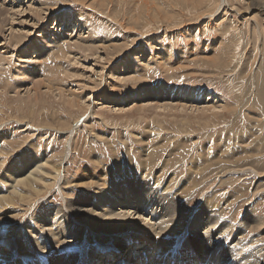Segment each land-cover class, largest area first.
I'll return each instance as SVG.
<instances>
[{"label":"rangeland","instance_id":"rangeland-1","mask_svg":"<svg viewBox=\"0 0 264 264\" xmlns=\"http://www.w3.org/2000/svg\"><path fill=\"white\" fill-rule=\"evenodd\" d=\"M0 54V249L41 234L35 264L57 243L84 247L82 264L112 238L84 230L83 243L80 231L107 213L189 219L170 248L136 234L124 264L178 263L172 252L193 247L191 221L204 216L226 219L218 232L243 223L233 237L249 228L264 247V0H0ZM34 170L36 185L22 181ZM229 242L207 264H240L243 248L223 254Z\"/></svg>","mask_w":264,"mask_h":264},{"label":"bare ground","instance_id":"bare-ground-1","mask_svg":"<svg viewBox=\"0 0 264 264\" xmlns=\"http://www.w3.org/2000/svg\"><path fill=\"white\" fill-rule=\"evenodd\" d=\"M223 2L224 3H226L227 2V0H223ZM29 8V7H28ZM235 10V9H234ZM79 15V14H78ZM205 18V17H204ZM212 18V17H211ZM67 27V26H66ZM21 37V36H20ZM18 38V42H19V44H21V42L19 41V36L17 37ZM24 38V37H23ZM80 40V39H79ZM51 42V41H50ZM50 42H48V43H50ZM53 42V41H52ZM53 44V43H52ZM82 44V43H81ZM54 45V44H53ZM18 46V45H17ZM44 46V45H43ZM42 46V47H43ZM55 46V45H54ZM49 47V46H48ZM48 47H45V49L46 48H48ZM75 47V46H74ZM74 47H72V48H74ZM83 47H85V49H90V46H88V48H87V46H83ZM52 48V47H51ZM76 48H77V46H76ZM82 48V47H81ZM80 48V49H81ZM63 49V48H62ZM65 53V52H64ZM61 54V53H60ZM66 54V53H65ZM68 56V55H67ZM2 57H3V55L2 54H0V62H1V60H2ZM5 60V59H4ZM31 62V61H30ZM148 65V64H147ZM4 72V71H3ZM3 72L2 71H0V86H1V84H3V82H2V77H3ZM48 83V82H47ZM196 92H194V94H195ZM200 93V92H199ZM61 95H63V94H61ZM190 95V94H189ZM192 95V94H191ZM198 95V94H197ZM209 96V95H208ZM192 97H195V96H192ZM198 97H199V95H198ZM197 97H195V99H196ZM184 99H185V97H184ZM198 99V98H197ZM187 100L189 101V98H187ZM194 100V99H193ZM182 101H185V100H182ZM197 101V100H196ZM190 102V101H189ZM196 103V102H195ZM77 104V103H76ZM166 104V103H165ZM180 104V103H179ZM206 104H207V102H206ZM160 105H162V104H160ZM164 105V104H163ZM191 105V104H190ZM159 106V105H158ZM184 106V105H183ZM211 106V105H210ZM90 107V106H89ZM159 107H161L162 108V106H159ZM175 107V106H174ZM173 107V108H174ZM216 107V106H215ZM163 108H165V106H163ZM167 108V107H166ZM169 108V107H168ZM171 108V107H170ZM192 108H193V106H192ZM203 109L205 108V107H202ZM179 109V108H178ZM209 109H211V107L209 108ZM218 109V108H217ZM212 110V109H211ZM166 112V111H165ZM171 112V111H170ZM205 113V112H204ZM212 113V112H211ZM58 167H57V170L56 171H58ZM30 170V169H29ZM28 170V171H29ZM37 170H34V171H30V173H29V175L28 176H26V178H24V180H22V181H24V182H26V183H32L33 185H36V181H35V176L37 175ZM67 172V171H66ZM187 173V172H186ZM36 174V175H35ZM35 177V178H34ZM152 177V176H151ZM146 178V177H145ZM19 179V178H18ZM14 180V179H13ZM157 180V179H156ZM155 180V183L156 184H154V185H158V183H157V181ZM15 181V180H14ZM159 181V180H158ZM172 182V181H171ZM126 183V182H125ZM15 184H16V182H15ZM125 185V184H124ZM118 186H119V184H118ZM123 186V185H122ZM120 187V186H119ZM153 187V186H152ZM156 187V186H155ZM183 187V186H182ZM184 188H187V187H185L184 186ZM153 189V188H152ZM123 190V189H122ZM147 190V189H146ZM166 190H167V188H166ZM169 190V189H168ZM179 190H181V188L179 189ZM124 191H126V190H124ZM179 192V191H178ZM178 192H177V194H178ZM163 194H168V193H166L165 191L164 192H162ZM156 194V193H155ZM127 195V193L125 194V196ZM128 195H130V193L128 194ZM179 195V194H178ZM189 196H191V195H189ZM184 197V196H183ZM127 198V197H126ZM130 198V197H129ZM155 198V197H154ZM158 198V197H157ZM210 198V197H209ZM185 199V198H184ZM205 199V198H204ZM164 200H165V197H164ZM166 200H167V197H166ZM170 200V199H169ZM168 200V201H169ZM177 200H178V198H177ZM179 200H180V197H179ZM186 200V199H185ZM10 201V200H9ZM69 201V200H68ZM126 201V200H125ZM128 202H129V200H127ZM124 202V203H126V205H129L128 204V202ZM132 201V200H131ZM147 201V200H146ZM149 201V200H148ZM189 201V200H188ZM144 202H145V199H144ZM177 202V201H176ZM186 202H187V200H186ZM208 202V201H207ZM9 203V202H8ZM137 203V202H136ZM151 203V202H150ZM169 203V202H168ZM167 203V204H168ZM172 203V202H171ZM173 203H175V202H173ZM179 203H182V202H180L179 201ZM183 203H185V202H183ZM78 204V203H77ZM142 204H144V203H142V202H138V207L140 206V207H142L141 205ZM154 204V203H153ZM170 204V203H169ZM168 204V205H169ZM186 205H187V203H185ZM150 205V204H149ZM148 204L147 205H145V207H148L149 206ZM152 205V204H151ZM167 205V206H168ZM180 205V204H179ZM183 205V204H182ZM181 205V206H182ZM183 205L185 208H187V206H189V205ZM215 205V204H214ZM6 206V205H5ZM133 206V205H132ZM182 206V207H183ZM65 207V206H64ZM143 207H144V205H143ZM171 207H172V205H171ZM252 207V206H251ZM81 208V207H80ZM157 208V207H156ZM185 208H183V209H185ZM105 209V208H104ZM142 209V208H141ZM164 209H165V211H164V215H166V213H167V210H168V208H165L164 207ZM175 209V208H174ZM180 209V208H179ZM178 209V210H179ZM212 209V208H211ZM63 210V209H62ZM148 210V209H147ZM154 210V209H153ZM159 210V209H158ZM162 210V209H161ZM171 210V209H170ZM173 210V209H172ZM182 210V209H181ZM202 210L204 211V212H206V209L203 207L202 208ZM201 210V211H202ZM214 210V209H213ZM108 211V210H107ZM107 211H105V212H107ZM174 211V210H173ZM173 211H171V212H173ZM180 211V210H179ZM184 211V210H183ZM182 211V212H183ZM202 211V212H203ZM217 211V210H216ZM218 211H219V209H218ZM83 211H81V213H82ZM96 212V211H95ZM94 212V213H95ZM226 212V211H225ZM56 213V212H55ZM92 213H93V211H92ZM91 212H90V215L92 214ZM93 213V214H94ZM184 214H185V212H183ZM217 213V212H216ZM222 213V212H221ZM175 214V213H174ZM180 214L181 213H179V215L177 214V215H167V217L169 218V220L168 221H166L167 223H165L164 221H162L161 223H160V225L159 226H151V225H149L148 223L146 224V222H143L141 219L140 220H138V219H136V220H132V218H131V215H125L124 217H120V216H109L108 215V213H107V217H103V216H101V215H92L89 219H88V222L86 223V227H83L82 228V230L80 231V236L82 237L81 239L82 240H80V241H82L83 243L85 242V241H83V239L85 238V236L86 235H88V234H86V232L84 231V230H87V231H89V232H91L92 233V235L94 234L95 236H99V237H101L102 238V236L104 237H111L112 239H110V241H108V242H105L103 245L104 246H101V248L103 249L102 251L103 252H101L100 250L99 251H97L96 253H88V255H87V258H85L84 260L82 259V264H87V262H89V261H91L92 260V258H94V259H96L95 258V255L97 256H99V253H102V257H101V261H102V263L101 264H113L114 262H116V263H114V264H124V258H123V256H124V254H125V252H126V248L127 247H129V246H134V245H136L137 244V238H138V234H140V235H142V236H144L147 240V242H150L151 243V246L155 249V244L156 245H159V246H161V245H166L167 247H172V245L176 242V241H178V240H180L181 239V237H182V235L184 236L185 234H186V232H183L184 231V228H185V226H186V223L188 222V220L187 221H181V216H180ZM203 214V213H202ZM211 214V213H210ZM210 214H208V215H210ZM218 215H219V213H217ZM67 215H69L68 213H67ZM164 215H162V216H159L161 219L162 218H164L165 216ZM57 216V215H56ZM135 216V215H134ZM184 216V215H183ZM222 216H223V214H222ZM249 216V215H248ZM247 216V217H248ZM221 217V216H220ZM220 217H218V218H220ZM54 218V217H53ZM57 219H58V222L59 221H61V220H59V218L58 217H56ZM160 218H158V219H160ZM202 219H203V222L202 221H200V220H196V219H193L192 221H191V227H192V232H190V234H189V238H190V240L189 241H191V245L193 246V247H188L187 246V248L186 249H189V250H183V249H176V250H174L173 252H172V258H176V260L177 259H180L179 260V262L177 263H175V261L173 262V264H207V260H208V258H209V251L215 246V244H216V242L217 241H219V240H223V239H225L226 241L227 240H230V242H229V244L227 245V247H226V249H225V251H224V253L223 254H225V257H228L229 255H231V254H233V250L235 249V248H237V247H239V248H243V257H242V259H241V263L240 264H264V247L263 246H260L259 244H257V242L256 241H254V240H252V238L251 239H249L248 237H247V234L249 235V228H246V230H245V226H244V230H245V233H244V235L243 236H241V237H239V238H236V237H233V235H234V233L236 232V231H238L239 229V226H241L243 223H234L233 222V220L231 221V220H227V222H225L226 224L225 225H223V227H224V229L221 231V232H218V230L220 229V228H218V230H217V227H218V225L220 224L221 226H222V224H223V222H224V220H226V219H224L223 220V222H218L217 220H212V219H210V220H206V216H204V218L203 217H201ZM210 218V217H209ZM208 218V219H209ZM212 218V217H211ZM215 218V217H214ZM213 218V219H214ZM218 218H216V219H218ZM250 219H251V217H249ZM102 219V220H101ZM198 219V218H197ZM221 219V218H220ZM67 220V219H66ZM73 220V219H72ZM90 220V221H89ZM165 220H167V218H165ZM219 220V219H218ZM246 220H248L247 218H246ZM55 221H56V219H55ZM135 221H140L139 223H135ZM181 221V222H180ZM220 221V220H219ZM68 222H70L69 220H68ZM72 222V221H71ZM74 222V221H73ZM55 223V222H54ZM63 223H64V221H63ZM62 223V224H63ZM75 223V222H74ZM253 223H255L254 224V226L252 227L253 229L252 230H254V229H259L262 225V223H261V221L259 220V219H257V221L255 220V221H253ZM59 224V223H58ZM57 224V225H58ZM79 224V223H78ZM55 225H56V223H55ZM57 225H56V227H57ZM69 224H67V226H63L62 225V227H72V225L71 226H68ZM245 225V224H244ZM35 226V225H34ZM37 226H39L38 224H37ZM202 226H204V229L206 230H204V231H198V229L200 228V227H202ZM221 226H219V227H221ZM53 227H55V226H53ZM60 227H61V225H60ZM57 228V229H59V230H63L64 228ZM248 227V226H247ZM78 228V227H77ZM55 230H56V228H54ZM81 229V228H80ZM65 231H66V229H64ZM71 230H72V228H71ZM79 230V229H78ZM78 230H77V232H78ZM58 230H56V232H57ZM60 231V232H61ZM72 231H74V230H72ZM220 231V230H219ZM241 231V230H240ZM255 231V230H254ZM1 232V231H0ZM67 232H68V229H67ZM77 232H75V233H77ZM183 232V233H182ZM31 233V232H30ZM39 233V232H38ZM41 233V232H40ZM55 233V232H54ZM58 233V232H57ZM71 232H69V235H72L73 237L75 236V235H73V232H72V234H70ZM240 233V232H239ZM28 235L26 236L27 237V241H25V239H23V240H18V241H16L15 243H14V245L13 246H9L10 245V243H11V240H9V241H7V242H5V241H3V243L6 245V246H3L2 247V249H0L1 251H0V264H35V263H37V261L35 260V258H34V256H32L31 254L33 253V255L35 254V250L37 249V247L39 246V248H41L40 250H42L43 248V244H44V242H43V239H42V237L40 236L41 234H39V238H35V236H34V238H33V236H30V234L29 233H27ZM43 234H45V233H43ZM53 234V233H52ZM59 234H61V233H59ZM79 234H78V236H79ZM137 234V235H136ZM181 234V235H180ZM187 234H188V232H187ZM46 236H47V233L45 234ZM49 235V234H48ZM62 235H63V231H62ZM65 235V234H64ZM77 235V234H76ZM180 235V236H179ZM1 236V235H0ZM36 236H37V233H36ZM50 236V235H49ZM53 236V235H52ZM57 236H59L60 237V235H57ZM79 236V237H80ZM127 236H129V238H127L126 240L124 239V237H127ZM179 236V237H178ZM25 237V238H26ZM41 237V238H40ZM51 237V236H50ZM56 237V236H55ZM65 237V236H64ZM72 237V238H73ZM178 237V238H177ZM1 238V237H0ZM24 238V237H23ZM43 238H45V237H43ZM58 238V237H57ZM61 238V237H60ZM1 239H3V238H1ZM22 239V238H21ZM50 239V238H49ZM66 239H67V237H66ZM75 239V238H74ZM77 239H78V237H77ZM96 239V238H95ZM154 240L155 241V244L153 243V242H151V240ZM3 240H5V239H3ZM17 240V239H16ZM46 240V239H45ZM52 240V239H51ZM51 240H49V242H52L53 243V241H51ZM58 240V239H57ZM258 240H260V239H258ZM25 241V242H24ZM56 240L54 239V242H55ZM66 241V240H65ZM102 241V240H101ZM132 241V242H131ZM1 242V241H0ZM57 242V241H56ZM59 242V241H58ZM67 242V241H66ZM74 242V241H73ZM79 242V241H78ZM94 242V241H93ZM130 242V243H129ZM13 243V242H12ZM63 243V242H62ZM86 243V242H85ZM55 244V243H54ZM60 244L61 243H57V245H52V253L50 254V255H45V257L47 256V259L49 258V257H51V258H49L48 260H49V264H79V253L82 251V250H84L83 248V246H80V247H83L82 248V250L81 251H77L78 252V254L76 253H73V254H65V253H62L60 250V248H61V246H60ZM80 244V243H79ZM82 244V243H81ZM91 244V243H90ZM101 244V243H100ZM99 244V245H100ZM105 244H109V245H111V247H110V250H107V249H104V248H106L107 247V245H105ZM138 244H139V241H138ZM1 245V244H0ZM49 245V244H48ZM47 245V246H48ZM62 245V244H61ZM68 245V244H67ZM70 245V244H69ZM72 245V244H71ZM84 245H87V244H84ZM144 245H146V244H144ZM144 245H142L143 246V248L141 247V249H140V251H144L145 249H147V246H145L144 247ZM28 246V247H27ZM34 247V249L32 250V247ZM76 246V245H75ZM31 247V248H30ZM44 247H46V246H44ZM79 247V246H78ZM63 248H65V247H63ZM62 248V249H63ZM86 248V247H85ZM136 248H137V246H136ZM6 249H8V250H10V252H6ZM30 250V251H28V250ZM68 249V248H67ZM73 249H75V247L73 248ZM78 249V248H77ZM81 248H79V250H80ZM117 249H120L121 250V252H120V254H118V252H117ZM238 249V248H237ZM37 250H39V249H37ZM36 250V251H37ZM46 250H48V249H46ZM130 250V249H129ZM127 251L126 253H127V255H129L130 254V251ZM236 250V249H235ZM234 250V251H235ZM21 251H22V253L24 252V251H26V253L22 256L21 255ZM49 251H50V249H49ZM93 251V250H92ZM140 251H138V250H135V252H140ZM166 252L167 251H165V250H163L162 248L161 249H159V254H166ZM188 252H189V254H188ZM42 253V252H41ZM46 254V253H45ZM235 254V253H234ZM198 255H199V257H198ZM241 255V254H240ZM16 256H20V258H18V257H16ZM44 256V255H43ZM43 256H42V258H43ZM44 259V258H43ZM93 259V260H94ZM134 259H136V257L134 258ZM227 259V258H226ZM141 262H146L147 264H152L153 262H154V260H153V257H151V253L150 254H147L146 256H144V257H142V258H140L139 259ZM161 260V262H160V264L162 263V264H164V262L165 261H163L162 259H160ZM30 261V262H29ZM52 261V262H51ZM157 262H159V260L158 261H156V263ZM212 262V261H211ZM156 263H153V264H156ZM91 264H93V263H91ZM95 264H100V263H95Z\"/></svg>","mask_w":264,"mask_h":264}]
</instances>
